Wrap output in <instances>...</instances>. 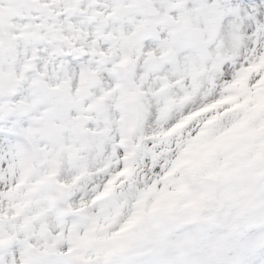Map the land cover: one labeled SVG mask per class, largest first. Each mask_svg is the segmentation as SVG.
<instances>
[{
	"label": "snow or ice",
	"instance_id": "obj_1",
	"mask_svg": "<svg viewBox=\"0 0 264 264\" xmlns=\"http://www.w3.org/2000/svg\"><path fill=\"white\" fill-rule=\"evenodd\" d=\"M0 264H264V0H0Z\"/></svg>",
	"mask_w": 264,
	"mask_h": 264
}]
</instances>
